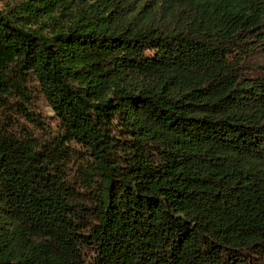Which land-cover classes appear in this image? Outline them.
<instances>
[{
    "label": "trees",
    "instance_id": "obj_1",
    "mask_svg": "<svg viewBox=\"0 0 264 264\" xmlns=\"http://www.w3.org/2000/svg\"><path fill=\"white\" fill-rule=\"evenodd\" d=\"M0 264H264V0H0Z\"/></svg>",
    "mask_w": 264,
    "mask_h": 264
}]
</instances>
